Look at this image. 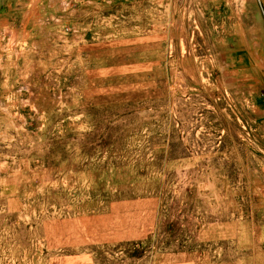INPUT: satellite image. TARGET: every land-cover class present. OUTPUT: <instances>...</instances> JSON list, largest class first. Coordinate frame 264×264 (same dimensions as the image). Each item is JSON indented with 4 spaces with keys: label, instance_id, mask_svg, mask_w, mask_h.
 I'll return each instance as SVG.
<instances>
[{
    "label": "rangeland",
    "instance_id": "rangeland-1",
    "mask_svg": "<svg viewBox=\"0 0 264 264\" xmlns=\"http://www.w3.org/2000/svg\"><path fill=\"white\" fill-rule=\"evenodd\" d=\"M183 191L264 264V0H0V264H192Z\"/></svg>",
    "mask_w": 264,
    "mask_h": 264
},
{
    "label": "crops",
    "instance_id": "crops-1",
    "mask_svg": "<svg viewBox=\"0 0 264 264\" xmlns=\"http://www.w3.org/2000/svg\"><path fill=\"white\" fill-rule=\"evenodd\" d=\"M183 194L184 191L174 198L175 208L165 216V221L192 230V264H198L197 260L201 258H209L212 246L216 247L213 251L216 253L213 257H217L215 264H238V244L244 234H241L242 229L240 232L237 229L236 209L223 207L221 202L180 200ZM150 230L147 225L143 231L148 234ZM228 254L232 259L227 258Z\"/></svg>",
    "mask_w": 264,
    "mask_h": 264
}]
</instances>
